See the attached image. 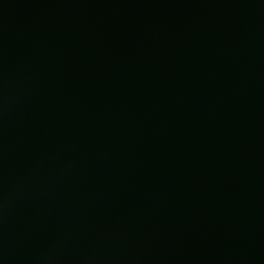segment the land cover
<instances>
[{"label": "water", "instance_id": "obj_1", "mask_svg": "<svg viewBox=\"0 0 264 264\" xmlns=\"http://www.w3.org/2000/svg\"><path fill=\"white\" fill-rule=\"evenodd\" d=\"M0 264H264V0H0Z\"/></svg>", "mask_w": 264, "mask_h": 264}]
</instances>
